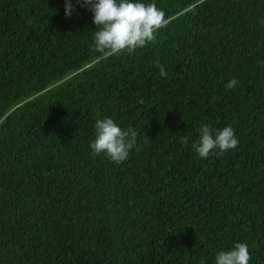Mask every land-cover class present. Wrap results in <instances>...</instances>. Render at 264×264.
Wrapping results in <instances>:
<instances>
[{"label": "trees", "instance_id": "1", "mask_svg": "<svg viewBox=\"0 0 264 264\" xmlns=\"http://www.w3.org/2000/svg\"><path fill=\"white\" fill-rule=\"evenodd\" d=\"M71 2L0 0V264H264V0H134L168 23L119 56ZM103 118L138 133L120 164ZM204 125L238 146L200 158Z\"/></svg>", "mask_w": 264, "mask_h": 264}, {"label": "clouds", "instance_id": "2", "mask_svg": "<svg viewBox=\"0 0 264 264\" xmlns=\"http://www.w3.org/2000/svg\"><path fill=\"white\" fill-rule=\"evenodd\" d=\"M93 12V22L97 25L94 33L95 51L110 56L124 52L131 55L137 49L154 42L156 33L167 26L165 13L154 3H140L134 0H76ZM66 16H71L73 4L65 0ZM161 77L167 72L159 61L155 62ZM238 84L233 78L226 85L231 90ZM142 103V101H140ZM199 140L193 145L202 159L217 153L233 150L238 139L231 126H226L213 134L210 125L199 129ZM138 133L134 128L120 127L112 118H103L95 123V139L90 143L92 154L107 156L114 163L126 161L130 151L137 144ZM182 143L187 144L184 137ZM251 255L246 243H236L231 250L221 251L215 257V264H249Z\"/></svg>", "mask_w": 264, "mask_h": 264}]
</instances>
